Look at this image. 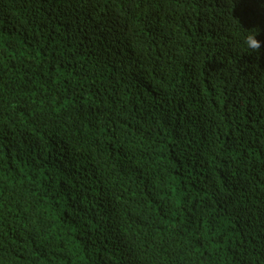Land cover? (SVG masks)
<instances>
[{
  "label": "trees",
  "instance_id": "16d2710c",
  "mask_svg": "<svg viewBox=\"0 0 264 264\" xmlns=\"http://www.w3.org/2000/svg\"><path fill=\"white\" fill-rule=\"evenodd\" d=\"M264 0H0V264H264Z\"/></svg>",
  "mask_w": 264,
  "mask_h": 264
},
{
  "label": "clouds",
  "instance_id": "9594fccd",
  "mask_svg": "<svg viewBox=\"0 0 264 264\" xmlns=\"http://www.w3.org/2000/svg\"><path fill=\"white\" fill-rule=\"evenodd\" d=\"M259 33L256 31H250L243 37V46L249 53H260L264 48V41L258 39Z\"/></svg>",
  "mask_w": 264,
  "mask_h": 264
}]
</instances>
